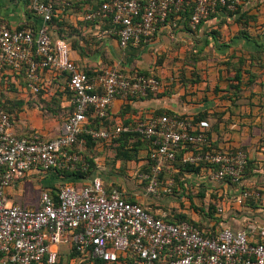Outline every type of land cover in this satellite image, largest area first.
<instances>
[{
    "label": "built area",
    "instance_id": "obj_1",
    "mask_svg": "<svg viewBox=\"0 0 264 264\" xmlns=\"http://www.w3.org/2000/svg\"><path fill=\"white\" fill-rule=\"evenodd\" d=\"M36 27L11 29L0 22V72L23 73L26 87L36 95L41 74L64 75L72 112L62 124L59 136H19L13 117L0 106V264H56L58 248L67 245L83 258L105 264H264V227L249 226L233 232L222 228L209 236L188 222L171 223L154 216L139 204L127 202L117 190L107 193L100 179L81 188L62 185L56 200L42 192L37 208L9 204L6 190L29 171L84 172L87 162L72 147L84 134L94 142L114 140L133 133L151 143L150 172L142 176L146 194L155 195L159 176L167 164L190 146L198 151L207 144L210 128L205 120L192 116L159 115L136 122L132 127L93 129L89 119H106L117 98L155 96L161 82L153 76H125L106 68L92 77L71 60L64 40H52L50 25L56 7L69 10L81 0H28ZM246 0H101L82 19L93 25H108L106 36L117 37L121 49L150 45L158 29L172 16L183 19L189 13V28L196 31L220 8L234 12ZM208 145V144H207ZM247 156L242 151H188L182 164L203 165L212 181L235 187L237 206L253 201L264 205V191L247 187L243 174ZM173 181L164 193L169 194Z\"/></svg>",
    "mask_w": 264,
    "mask_h": 264
},
{
    "label": "crops",
    "instance_id": "obj_2",
    "mask_svg": "<svg viewBox=\"0 0 264 264\" xmlns=\"http://www.w3.org/2000/svg\"><path fill=\"white\" fill-rule=\"evenodd\" d=\"M96 2L81 0L64 11L55 6L56 13L49 31L52 40H64L71 60L85 73L94 75L99 70L110 68L125 76L143 73L156 75L161 82L159 93L153 97H117L108 108L105 124L99 128L112 131L117 127H132L140 120L158 116L163 112L182 116L204 115V120L210 126L208 134L211 149L246 151L249 155L247 159L251 161L246 185L264 191L263 11H254L245 23L219 12L196 31H192L184 19L172 16L166 25L158 29L150 45L121 49L116 36L104 34L108 25L96 26L83 21L84 13ZM0 22H5L11 29L37 27L40 24V20L31 12L28 0H0ZM168 52L174 53L164 61L165 58L161 56ZM182 53L185 54L178 58L180 60H174L175 55L177 57ZM186 53H197L200 60L187 59ZM159 58H162L161 62L157 61ZM176 62L179 63L175 67ZM171 73L179 76L175 80L172 78L166 81ZM65 78L64 75L50 71L41 74L40 86L44 94L34 104L35 110L26 111L24 118L14 116L13 126L17 135L37 133L47 139L60 135L64 121L59 127H55L48 120L39 117L37 107L42 106V103L55 102L62 110L71 108L65 94ZM0 82L5 83V87L11 85L12 88L10 91H2L0 87V98L5 95L1 99L2 103L13 104L6 99L10 100L15 96L29 101L32 93L28 92L26 79L22 75L4 70L0 72ZM110 145L117 147L112 140L98 141L89 147L84 140H80L77 148L94 162V168L87 177H63L54 171L44 173L34 169L6 190L8 203L23 208H37L42 192L49 193L62 185L81 188L97 178L106 187L119 193L123 189L125 199L134 200L142 207L150 204L149 201L155 203L159 207L150 204L144 208L154 216L168 219L171 223H178L181 219L188 220L199 224L206 231H218L226 227L238 232L245 231L249 226L264 227L263 210L254 211L257 218L252 220L253 212L250 208L233 203L232 199L237 194L235 187L212 181L207 171L199 173L206 174L205 179L200 180L199 174H188L185 180L194 187H203L205 192L225 189L229 197V209L223 211V206L217 207L216 212L221 214L217 218L215 213L214 220L205 217L204 212L200 216L180 208L178 201L182 196L176 198L164 193L166 186L159 187L155 195L146 194L145 185L139 190L136 185L129 186L124 180V173H128L122 170L124 162L115 158V163H105V148ZM143 156L147 158L144 148L137 152L135 161L126 163L135 164L140 160L142 163ZM141 194L148 195L149 201ZM161 206L168 209H162Z\"/></svg>",
    "mask_w": 264,
    "mask_h": 264
},
{
    "label": "rangeland",
    "instance_id": "obj_3",
    "mask_svg": "<svg viewBox=\"0 0 264 264\" xmlns=\"http://www.w3.org/2000/svg\"><path fill=\"white\" fill-rule=\"evenodd\" d=\"M248 1L249 0H246V2H248ZM258 10L263 11L262 13L264 15V0H258V6H257V8H255L251 12V14L254 11H258ZM173 53L168 52V54L162 55L161 57L165 58L164 59V61H165L166 59H169V57ZM184 54L185 53H182L181 55H178L177 57H175L176 56L175 55L173 58H174V60H176V59L180 60L178 58L183 57ZM186 58L187 59L188 58H191V59L194 58L196 60H200V55H197V53H186ZM161 59L159 58V59H157V61L161 62L162 61ZM177 63H179V62H176L174 64L175 67L177 66ZM177 76H179V75L178 74L174 75L171 73V75L167 77L168 79H166V81L172 80V78L175 80ZM154 77H156L160 81V79L156 75H154ZM4 84L2 82H0V87H1L2 91H5V90L10 91V89H12V88H10L11 85H7V87H5ZM27 90L29 92V89H27ZM40 92L38 93L39 94L38 97L37 96L33 97V95L30 93L31 95L29 97V101H27L26 99H19V98H17V96H15L14 98H11L10 100L6 99L9 103H13V104H11V106L9 108L11 110L12 115L16 116L18 118L19 117L24 118V115H26L25 114L26 111L35 110L34 104H37L41 100V96L44 94L43 89H41ZM3 96H5V95H1L0 101H1V99H4ZM42 104H43L42 106L37 107L38 108L37 110L39 111L38 112L39 117L43 120H48L49 122L54 124L55 127H59V125H61V123L64 121L67 114L69 113V110H62L61 108H59V106L55 102H48V103H42ZM105 149H106L105 150L106 154L104 156L105 157V163H106V165H110L112 162L115 161L114 159L116 158L115 148H114V146L110 145V146H106ZM244 153H246L247 158H249V155L247 154V152L244 151ZM144 156L142 158V163H140L141 160L139 162H136L135 164L134 163H122V167H123L122 170L124 172L128 171V173L127 172L124 173V174H126V177L124 178L125 183L128 182L129 186H131L130 184L138 186V190L144 186L142 176L148 174V173H144V170H143L144 164H146V157H144ZM162 170H164L163 175H165V178L167 179L166 181L168 182V181H171L172 176L175 175L176 167L173 166V164H167L163 167ZM201 172L205 173L204 170L203 171L201 170ZM199 175H200L199 176L200 180L206 178V176H205L206 174H204V175L199 174ZM186 176H188V175L179 177V179H180L179 183L176 185L174 183L172 185L173 187H176L175 189H176L177 194L182 196L181 200H179V201L177 200L179 202L178 204H179L180 208L187 209L190 212L198 213L200 216L202 215V213L205 210H207L209 208V206L214 207L215 210H218L217 207H219V206L220 207L223 206L222 207L223 211L229 209L228 208V206H230L228 203L229 197H228L227 193L225 192L224 188H221L218 191H213L212 193L205 192V190L201 186L194 187L192 184H187V182H186V184H184L182 179L188 178ZM181 184H183V186ZM180 186H182V187H180ZM252 189H256V188H252ZM122 190H120V194H121L122 198L125 199V197L122 194ZM141 195L143 198L145 197L144 198L145 200L149 201V199H147L149 197L148 195H146V194H141ZM202 195L204 197H202ZM149 202L152 206L159 207L155 203H154L155 204L154 205L151 201H149ZM150 204L143 205V207H148V206H150ZM161 208L162 209H166V208L168 209V207H163V206H161ZM171 210L174 211V209H171ZM202 210H203V212H202ZM216 213H217V215H216L217 218H219L220 215H218V214H221V213H218V211ZM58 251H59L58 258H57L58 264H92L91 262H89L88 260L84 259L81 256H74V254L72 253V249L67 245L59 246Z\"/></svg>",
    "mask_w": 264,
    "mask_h": 264
},
{
    "label": "trees",
    "instance_id": "obj_4",
    "mask_svg": "<svg viewBox=\"0 0 264 264\" xmlns=\"http://www.w3.org/2000/svg\"><path fill=\"white\" fill-rule=\"evenodd\" d=\"M96 1L97 2H96V4L94 6L98 5L101 2V0H96ZM257 6H258V0H249L244 5L239 6L234 12L227 11L225 8H220L219 11H218V13L219 12L224 13L227 17L234 18L235 21L245 23V22H247L250 19L251 12L255 8H257ZM217 14L211 15L208 20H211V19L215 18V16ZM182 17H183L184 21H186V23H187V21L189 20L190 14L189 13L182 14ZM206 22H204L201 26H203ZM241 34L243 35V33H241ZM194 60H196V59H194ZM86 74L89 77H92L93 76L92 74H89V73H86ZM21 75L25 79V75L23 73H21L19 76H21ZM141 75H144V76H147V77L151 76V75H149L147 73H143ZM26 85H27V83H26ZM65 94L70 99L71 94L68 91H65ZM36 96H39V94H36ZM149 96L150 97H153L152 95H149ZM0 106H1V108L6 113H8L11 117H13V121H14V116L12 115L11 110L9 109L10 106H11V104L2 103L0 101ZM71 112H72V108H69V113L67 114V116ZM159 115H166V116L172 117L175 114L172 113V112H163V113H160ZM67 116H66V118H67ZM182 117L183 118H187L189 116L183 115ZM192 117L194 118V121H201V120H204L205 119L204 118V115H201V114L194 115ZM106 119H97V118L96 119H89L87 125H88V127L93 128V129H100L105 124L104 122H105ZM208 132H209V130H208ZM208 132H207V144L208 145L207 144L206 145L203 144L201 151H198L195 147L190 146L188 148V150L181 151L180 154L177 155L176 162L173 163V166L176 167L175 175L172 176L173 184L174 183H175V185L178 184L179 181H180L179 177H181V176H185V175H188V174H199L201 172V170L208 171L207 168L205 166H203V165L191 166V165H188V164H182L181 161H180L182 155L185 154L188 151H192L194 154H200V153L202 154V153L212 152L213 151L211 149V146H210L211 144H210ZM80 140H84L86 142L87 147H89V145H93L95 143L93 140H91L88 136H86L84 134H82L79 137L78 143H79ZM112 142H114V143L117 144V147L115 148L116 159L117 160H120V161H122L124 163L131 162V161H135L136 160V157H137V152L140 149L144 148L147 151V158H146V164H145L143 170H144V173H149L150 172V169H151V166H152V163L149 160V152H150V149H151V143L150 142H148L145 139L141 138L139 135L133 134V133H122V134H120V136L118 138L112 140ZM77 144L74 147H72V152L73 153H76V154H79L87 162V164H88L87 170L84 171V172H82L80 165H78L77 171H66V170L59 171V170H54V172L57 175L63 176V177L72 176V177H82V178H85L93 170V168H94V162L92 161V159H90L89 157H87L82 151H80L77 148ZM215 151H218V150H215ZM250 165H251V161L248 159L247 160V165H246V168H245V171H244V174H243V180H244L245 183H246V181H247V179L249 177L248 170H249V166ZM163 174H164V170H162V172H161V174L159 176L160 187H165L167 185V183H168L166 181L167 179L165 178V175H163ZM182 180H183L184 184H186L187 180H185V179H182ZM143 182H144V185H146V182L144 180H143ZM181 185L183 186V184H181ZM182 186H180V187H182ZM104 188H105V190H106L107 193H109V192H111L113 190L112 188L105 187V186H104ZM175 188L176 187L171 188V192L168 195L174 196L176 198L181 197V195L177 194ZM56 192H57V189H54V190H52V191L49 192V194L51 195V197L54 200H56ZM202 197H204V196L202 195ZM125 200L127 202H129V203L138 204L134 200H131V199H125ZM244 206L247 207V208H250L252 210V212H253V214L251 216V219L252 220L255 219V218H257V215L255 214L254 211H256L258 209H261V210L264 211V205L255 203L253 201L247 202ZM144 209H146V208H144ZM202 212H203V210H202ZM215 213H216L215 208L214 207H211V206H209V208L207 209V211H204L205 217L210 218L211 220L216 219L214 217ZM165 221L171 222L168 219H165ZM180 222H188V223H190L191 225H193L197 229L206 232V235L207 236H209V235H211L213 233H216V231H214V229L213 230H209V231L203 230V228L199 224H195V223H193L191 221H188V220L181 219L180 221H178V223H180ZM72 253L74 254V256H80L73 249H72ZM84 259L88 260L92 264H105L103 262L93 261L90 258H84ZM56 264H58V263H56ZM119 264H121V263H119Z\"/></svg>",
    "mask_w": 264,
    "mask_h": 264
}]
</instances>
